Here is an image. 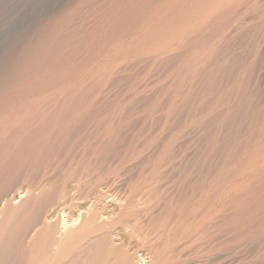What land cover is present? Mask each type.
<instances>
[{
    "label": "rangeland",
    "instance_id": "rangeland-1",
    "mask_svg": "<svg viewBox=\"0 0 264 264\" xmlns=\"http://www.w3.org/2000/svg\"><path fill=\"white\" fill-rule=\"evenodd\" d=\"M117 1L115 6L112 0H0V189L8 187V209L1 207L8 225L26 211L20 201L28 198L20 199L15 184L31 179L32 171L57 168V152L88 151L86 145L95 148L88 165L93 177L102 174L98 190L108 204L124 202L130 190L151 184L156 172L162 185L170 186L163 195L173 201L170 211L157 215L159 209L151 206L146 217L156 215L153 224L142 217L144 235H152L147 242L157 240L152 249L146 243L140 250L154 254L144 256L146 264L154 259L158 264H264V0L175 5L154 0L137 6L129 1L127 22L120 21L125 9ZM28 128L41 130L35 143L25 139ZM45 139L46 153L40 147ZM148 196L145 204L163 202V196Z\"/></svg>",
    "mask_w": 264,
    "mask_h": 264
},
{
    "label": "bare ground",
    "instance_id": "bare-ground-1",
    "mask_svg": "<svg viewBox=\"0 0 264 264\" xmlns=\"http://www.w3.org/2000/svg\"><path fill=\"white\" fill-rule=\"evenodd\" d=\"M111 1V0H110ZM117 0H112V2H115ZM128 1V2H127ZM132 1L135 6L140 5V4H146V2L151 3L154 0H119L120 4L124 5L123 6V13L121 15L120 21L125 20L127 22V17H125V14L130 17V2ZM186 0H170V3L172 5H175L174 3H183ZM191 3L195 2V4H200V2L206 1V0H190ZM213 1V0H212ZM219 1V0H217ZM216 1V2H217ZM226 2H229V0H225ZM94 2V1H93ZM106 2V1H105ZM118 2V1H117ZM115 2V6L116 3ZM233 2V1H232ZM107 3V2H106ZM160 3V2H159ZM169 3V2H168ZM167 3V4H168ZM190 3V2H189ZM206 3V2H205ZM215 3V2H214ZM112 4V3H111ZM110 4V5H111ZM118 8L119 9V6ZM162 4V3H161ZM194 4V5H195ZM212 4V3H210ZM97 5V4H96ZM218 5V4H217ZM129 6V8H128ZM164 6V5H163ZM214 6V5H212ZM190 7V6H189ZM200 7V5H199ZM217 7V6H216ZM142 8V7H139ZM163 8V7H162ZM173 8V7H172ZM176 8V7H175ZM202 8V7H201ZM78 9V8H77ZM76 9V11H77ZM81 9V8H80ZM79 9V10H80ZM88 9V8H87ZM90 9V8H89ZM110 9V8H109ZM115 9V8H111ZM111 9L108 11L110 12ZM115 9V10H117ZM143 9V8H142ZM153 9V8H152ZM161 9V8H160ZM212 9V8H211ZM92 10V9H91ZM90 10V11H91ZM194 10V9H193ZM205 10V9H204ZM74 11V10H73ZM86 11V10H85ZM106 11V10H105ZM114 11V10H113ZM159 11V10H158ZM210 11V10H209ZM220 11V10H219ZM118 12L115 11L114 14ZM187 12V10H186ZM204 12V11H202ZM201 12V13H202ZM74 13V12H73ZM93 13V12H92ZM112 13V12H111ZM154 13V12H153ZM181 13V12H180ZM188 13V12H187ZM198 13V12H197ZM227 13V12H226ZM88 14V13H87ZM113 14V13H112ZM113 14V15H114ZM119 14V13H117ZM218 14V13H217ZM111 15V14H110ZM132 15V14H131ZM155 15V14H154ZM170 15V14H169ZM168 15V16H169ZM203 15V14H202ZM112 16V15H111ZM153 16V15H152ZM167 16V17H168ZM176 16V15H175ZM179 16V15H178ZM200 16V15H199ZM77 17V16H76ZM106 17V16H105ZM115 17V16H113ZM112 17V18H113ZM120 17V15H119ZM118 17V18H119ZM151 17V16H150ZM156 17V16H155ZM177 17V16H176ZM202 17V16H200ZM171 18V17H170ZM174 18V17H172ZM197 18V17H196ZM219 18V17H218ZM105 19V18H104ZM110 19V18H109ZM158 19V17H157ZM169 19V17H168ZM214 19V18H213ZM83 20V19H82ZM111 20V19H110ZM117 20V19H116ZM195 20V19H194ZM197 20V19H196ZM225 20V19H224ZM87 21V20H86ZM106 21V20H105ZM113 21V19H112ZM170 21V20H169ZM98 22V21H97ZM108 22V21H107ZM114 22V21H113ZM116 22V21H115ZM165 22V21H164ZM200 22V21H199ZM95 23V22H94ZM118 23V22H117ZM163 23V21H162ZM219 23V22H218ZM78 24V23H77ZM97 24V23H96ZM119 24H121L119 22ZM117 24V25H119ZM211 24V23H210ZM214 24V23H213ZM106 25V24H105ZM114 25V24H113ZM70 26V25H69ZM95 26V25H94ZM98 27V26H97ZM118 28L121 26H117ZM128 27V26H127ZM205 27V26H204ZM211 27V26H210ZM94 28V27H93ZM197 28V27H196ZM214 28V27H213ZM216 28V27H215ZM109 29V28H108ZM127 29V28H126ZM206 29V28H205ZM85 30V29H84ZM83 30V31H84ZM115 30V29H113ZM120 30V29H118ZM123 30V29H122ZM160 31V30H159ZM115 32V31H114ZM86 33V32H85ZM91 33V31L89 32ZM102 33V32H101ZM105 33V32H104ZM111 33V32H110ZM131 33V32H130ZM164 33V31H163ZM210 33V32H209ZM213 33V32H212ZM84 34V33H83ZM82 34V35H83ZM119 34V33H118ZM154 34V32H153ZM160 34V33H159ZM162 34V33H161ZM199 34V33H198ZM208 34V32H207ZM81 35V36H82ZM98 35V34H97ZM158 35V34H157ZM203 35V34H202ZM210 35V34H209ZM103 36V35H102ZM75 37V36H74ZM96 37V36H95ZM145 37V36H143ZM142 37V38H143ZM195 37V36H194ZM194 37L192 39H194ZM209 37V36H208ZM79 38V37H78ZM89 37L88 39H90ZM101 38V36H100ZM141 38V37H140ZM214 38V37H213ZM239 38V37H238ZM138 39V38H137ZM153 39V38H152ZM196 39V37H195ZM203 39V38H202ZM217 39V38H216ZM246 39V38H245ZM133 40V39H132ZM141 40V39H140ZM54 41V40H53ZM79 41V40H77ZM90 41V40H89ZM88 41V43H89ZM100 41V40H99ZM134 41V40H133ZM49 42V41H48ZM83 42V41H81ZM86 42V41H85ZM194 42V40H193ZM192 42V43H193ZM244 42V41H243ZM74 43V42H73ZM92 43V42H91ZM145 43V41H144ZM151 43V41H150ZM196 43V42H195ZM222 43V42H221ZM225 43V42H224ZM71 44V43H70ZM82 44V43H81ZM210 44V43H209ZM208 44V45H209ZM229 44V43H228ZM83 45V44H82ZM97 45V44H96ZM136 45V44H135ZM134 45V46H135ZM192 45V44H191ZM55 46V45H54ZM86 46V45H85ZM198 46V45H197ZM80 47V46H79ZM45 48V47H44ZM135 48V47H133ZM70 49V48H69ZM68 49V50H69ZM77 49V48H76ZM87 49V48H86ZM146 49V48H145ZM144 49V50H145ZM59 50V49H58ZM82 50V49H81ZM104 50V49H103ZM60 51H62L60 49ZM131 51V50H130ZM223 51V50H222ZM225 51V50H224ZM54 52V51H53ZM75 52V51H74ZM228 52V51H227ZM50 53V52H49ZM56 53V52H55ZM166 53V52H165ZM53 55V54H52ZM86 55H88L86 53ZM102 55V54H101ZM180 55V54H179ZM246 55V54H245ZM36 56V55H35ZM225 56V53H224ZM37 57V56H36ZM39 57V56H38ZM54 57V56H53ZM91 57V56H89ZM88 57V58H89ZM35 58V57H34ZM105 58V57H104ZM173 58V57H172ZM176 58V57H175ZM216 58V56L214 57ZM242 58V57H241ZM60 59V58H59ZM66 59V58H65ZM38 60V58L36 59ZM58 60V59H57ZM97 60V59H96ZM165 60V59H164ZM219 60V59H218ZM239 60V59H238ZM38 62V61H37ZM164 62V61H163ZM168 62V61H167ZM212 62V61H211ZM218 62V61H217ZM223 62V61H222ZM28 63V61H27ZM31 63V62H30ZM28 63V67H31L32 63ZM40 63V62H39ZM50 63V62H49ZM69 63V62H68ZM165 63V62H164ZM214 63V62H213ZM221 63V60H220ZM54 64V63H53ZM63 64V63H62ZM174 64V63H173ZM23 65V64H22ZM38 64L35 65L36 66ZM45 65V64H44ZM55 65V64H54ZM53 65V66H54ZM68 65V64H66ZM96 65V64H95ZM231 66V65H230ZM24 67V66H23ZM27 67V64L25 65L24 68ZM33 67V65H32ZM31 67V68H32ZM239 67V66H238ZM45 68V67H44ZM50 68V66H49ZM70 68V67H69ZM214 68V67H213ZM28 69V68H27ZM30 69V68H29ZM60 69V68H59ZM80 70V69H79ZM97 70V69H96ZM217 70V69H216ZM223 70V69H222ZM222 70H220L222 72ZM31 71V69H30ZM36 71V70H35ZM41 71V70H40ZM45 71V70H44ZM81 71V70H80ZM104 71V70H103ZM219 71V72H220ZM229 71V70H227ZM13 72V70H12ZM28 72V71H27ZM33 72V71H32ZM66 72V71H65ZM79 72V71H78ZM87 72V71H86ZM36 73V72H34ZM31 73V74H34ZM205 73V72H204ZM224 73V72H223ZM41 74V73H40ZM211 74V73H210ZM227 74V73H226ZM9 75V74H8ZM11 75V74H10ZM14 75V74H12ZM30 75V73H29ZM75 75V74H74ZM207 75V74H206ZM56 76V75H55ZM86 76V75H85ZM24 77V76H23ZM26 77V76H25ZM63 77V76H61ZM71 77V76H70ZM69 77V78H70ZM103 77V76H102ZM205 77V76H204ZM203 77V78H204ZM215 77V76H214ZM222 77V76H221ZM228 77V76H227ZM40 78V77H39ZM83 78V77H82ZM199 78V77H198ZM201 78V79H203ZM211 78V77H210ZM27 79V77H26ZM50 79V78H49ZM48 79V80H49ZM66 79V78H65ZM64 79V80H65ZM101 79V78H100ZM216 79V78H215ZM52 80V79H51ZM67 80V79H66ZM204 80H207L204 78ZM44 81V80H43ZM54 82V81H53ZM100 82V80H99ZM207 82V81H206ZM213 83V81H211ZM50 83V82H49ZM102 83V82H100ZM243 83V82H242ZM42 84V83H41ZM53 84V83H52ZM58 84V83H57ZM79 84V83H78ZM47 85V84H46ZM55 85V83H54ZM60 85V84H58ZM81 85V84H80ZM209 86V85H208ZM214 86V85H213ZM44 87V86H43ZM51 87V86H50ZM55 87V86H54ZM88 87V86H87ZM100 87V86H99ZM27 89V88H26ZM50 89V88H49ZM78 89V88H77ZM244 89V88H243ZM43 90V89H42ZM72 90V89H71ZM87 90V89H86ZM246 90V89H244ZM32 91V90H31ZM83 91V90H82ZM14 92V91H13ZM33 92V91H32ZM78 92V91H77ZM76 92V93H77ZM95 92V91H94ZM243 92V91H241ZM10 93V92H9ZM81 93V92H79ZM85 94V93H84ZM83 94V95H84ZM8 95V94H7ZM28 95V94H27ZM69 95V94H68ZM75 95V94H74ZM82 95V94H81ZM244 95V94H243ZM67 96V95H66ZM78 96V95H77ZM6 97V96H5ZM67 98V97H66ZM78 98H80L78 96ZM81 98H83L81 96ZM80 98V99H81ZM89 98V97H88ZM93 98V97H92ZM185 98V97H184ZM14 99V98H13ZM251 99V98H250ZM76 100V99H75ZM70 102V101H69ZM82 102V101H81ZM21 104V103H20ZM60 104V102H59ZM18 105V104H17ZM23 105V104H22ZM63 105V104H62ZM8 106V105H7ZM60 106V105H59ZM68 106V104H67ZM79 106V105H78ZM6 107V106H5ZM20 107V106H19ZM76 107V106H75ZM72 108V107H71ZM82 108V107H81ZM248 108V107H246ZM14 109V107H13ZM17 110V109H16ZM34 110V109H33ZM64 110V109H63ZM76 110V109H75ZM44 111V110H43ZM62 111V110H61ZM97 111V110H96ZM68 113V111H66ZM70 112V111H69ZM58 113V112H57ZM56 113V114H57ZM60 113V111H59ZM66 113V114H67ZM14 114V113H13ZM55 114V115H56ZM86 114V113H85ZM29 115V113H28ZM59 115V114H57ZM61 115V114H60ZM69 115V113H68ZM73 115V114H72ZM250 115V114H249ZM8 116V115H7ZM64 116V115H63ZM70 116V115H69ZM75 116V115H74ZM219 116V115H218ZM9 117V116H8ZM32 117V116H31ZM52 117V116H51ZM58 117V116H57ZM62 117V115L60 116ZM230 117V116H229ZM258 117V116H257ZM89 118V117H88ZM228 118V117H227ZM239 118V117H238ZM256 118V117H255ZM27 119V118H26ZM51 120V118H49ZM61 119V118H60ZM66 121L67 118H65ZM77 119V118H76ZM79 119V118H78ZM40 120V119H39ZM48 120V118H47ZM54 120V119H52ZM57 120V119H56ZM64 119L62 118L61 121ZM70 120V119H69ZM81 120V119H80ZM102 120V119H101ZM107 120V119H106ZM233 120V119H232ZM2 121V120H1ZM4 121V120H3ZM55 121V120H54ZM59 121V120H58ZM71 121V120H70ZM69 121V124H70ZM75 121V119H74ZM79 121V120H77ZM96 121V120H95ZM105 121V120H103ZM111 121V120H110ZM21 122V121H20ZM29 122V121H28ZM32 122V121H31ZM45 122V121H44ZM52 122V121H50ZM49 122V123H50ZM60 122V121H59ZM58 122V123H59ZM99 121H97L98 123ZM102 122V121H101ZM119 122V121H118ZM47 123V122H46ZM55 123V122H54ZM53 123V124H54ZM83 123V121H82ZM82 123H77V124H82ZM96 123V122H95ZM96 123V124H97ZM105 123V122H104ZM103 123V124H104ZM107 123V122H106ZM113 123V122H112ZM8 124V123H7ZM29 124V123H28ZM63 124V123H62ZM65 124V123H64ZM68 124V123H67ZM68 124V125H69ZM84 124V123H83ZM263 124V123H261ZM57 125V124H56ZM76 125V123L74 124ZM87 125V124H86ZM100 125V124H99ZM250 125V124H249ZM64 126V125H62ZM102 126V125H101ZM105 126V125H104ZM6 127V126H4ZM54 127V126H53ZM57 127V126H56ZM65 127V126H64ZM63 127V128H64ZM67 127V126H66ZM79 127V126H78ZM83 127V126H82ZM172 127V126H171ZM50 128V127H49ZM62 128V127H61ZM74 128V126L72 127ZM71 128V129H72ZM80 128V127H79ZM104 128V127H103ZM112 128V127H111ZM175 128V127H174ZM24 129V128H22ZM55 129V127H54ZM76 129V128H75ZM74 129V130H75ZM263 129V128H262ZM11 130V129H10ZM27 130V129H26ZM30 131V129L28 128ZM32 130V129H31ZM90 130V129H88ZM254 130V129H253ZM15 131V130H14ZM21 131V130H19ZM40 129H33V131H30L31 133H27L26 138H32L34 139H40L38 133H40ZM44 131V130H43ZM52 131V130H51ZM57 131V129H56ZM72 131V130H71ZM78 131V129H77ZM77 131L75 133H77ZM79 131H82V129ZM85 131V130H84ZM130 131V130H129ZM251 131V130H250ZM45 132V131H44ZM54 132V131H53ZM86 132V131H85ZM84 132V133H85ZM164 132V131H163ZM15 133V132H14ZM26 133V131H25ZM35 133V134H33ZM49 133V132H48ZM58 133V132H57ZM73 133V132H72ZM75 133H73L75 135ZM88 133V132H87ZM125 133V132H124ZM5 134V133H4ZM8 134V133H7ZM13 134V133H12ZM42 134V133H41ZM40 134V135H41ZM47 134V133H46ZM72 134V135H73ZM20 135V134H19ZM52 135V134H51ZM55 135V133H54ZM71 135V132H70ZM89 135V134H88ZM121 135V134H120ZM127 135V134H126ZM17 136V135H16ZM23 136V135H22ZM43 136V135H42ZM47 136V135H46ZM81 136V135H80ZM45 137V136H44ZM82 137V136H81ZM101 137V136H100ZM112 137V136H111ZM1 138V137H0ZM12 138V137H11ZM23 138V137H22ZM29 138V139H30ZM106 138V137H105ZM58 139V138H57ZM80 139V138H79ZM126 139V138H125ZM211 139V138H209ZM21 140V139H20ZM42 140V139H41ZM39 140V141H41ZM94 140V139H93ZM96 140V139H95ZM7 141V140H6ZM13 141V140H12ZM31 141V140H29ZM78 141V140H77ZM85 140H83V143ZM92 140H90L91 142ZM164 141V140H161ZM166 141V140H165ZM42 142V141H41ZM44 143L41 144L40 147H43L46 144V139L43 141ZM72 142V141H71ZM89 142V143H90ZM93 142V141H92ZM96 142V141H95ZM108 142V141H107ZM18 143V141H17ZM29 144L32 143L28 142ZM73 143V142H72ZM87 143V140H86ZM115 143V142H114ZM257 143V142H256ZM12 144V143H11ZM16 144V143H15ZM19 144H23V141ZM27 144V143H26ZM51 144V143H50ZM70 144V143H69ZM142 144V141H141ZM18 145V144H17ZM43 145V146H42ZM64 145V144H63ZM67 145V144H66ZM65 145V146H66ZM85 145V144H84ZM152 145V144H151ZM22 146V145H21ZM28 146V145H27ZM35 146V145H34ZM62 146V145H61ZM91 146V143H90ZM95 146V145H94ZM138 147V145H136ZM141 146V145H139ZM153 146V145H152ZM244 146V145H243ZM15 147V146H13ZM19 147V146H18ZM25 145L23 146V148ZM45 147V146H44ZM42 148L41 151L43 150L44 153H46V147ZM87 147L89 150H81L78 152V150H75L74 152H67L63 153V155H59V152H57L59 158L57 160L55 159L57 164L56 165H50L46 166L44 170L41 172H35L30 175L32 176L31 179L25 181V183H22L20 181L19 183L15 184V188L17 192H19L20 199H26V201H20L21 206H24L26 209L25 212L22 214L18 215L16 220H12V222L6 221L4 213V208L8 205L7 202L9 203L10 198H8V192L7 188L8 187H3L4 192L2 188L0 189V216H2L1 222H0V264H146V259L144 258L145 255H148L150 251H144L143 253L140 252V250L143 248V246L149 242L147 240L149 237L144 235V229L142 230L141 222H146L142 220V217L145 216V218H148V223L147 224H153L154 221H156V215H150L146 217V215L149 213V210L151 206H153L155 209H159L158 214H162L165 212V210L171 209L173 205V201L170 200V202L167 200L165 195L166 191V186L162 185L163 181L160 175V172H156V177L153 178L151 184H146L145 188L138 190L137 187L139 186L138 183L136 186V189H130L127 190L126 192L130 190L129 195L125 198L124 202L120 204L119 201L116 203L108 204L110 200L107 201V199L103 198V194L100 195L99 193V186L101 185V182H98L97 179H102V174L99 177L94 175V178L91 173V169L89 168L88 161L90 160L91 157H94V150L91 151L89 146H84ZM102 147V146H101ZM165 147V146H164ZM6 148V147H5ZM22 148V147H21ZM53 148V147H52ZM51 148V149H52ZM162 148V146H161ZM15 149V148H14ZM18 149V148H17ZM20 149V148H19ZM25 149V148H24ZM32 149V148H31ZM50 149V148H49ZM99 149V148H98ZM104 149V148H103ZM12 150V149H11ZM21 150V149H20ZM23 150V149H22ZM21 150V151H22ZM40 150V148H39ZM119 150V149H118ZM117 150V151H118ZM145 150V149H144ZM151 150V149H150ZM165 150V149H164ZM15 151V150H14ZM18 151V150H17ZM66 151V150H65ZM90 151V152H89ZM97 151V150H96ZM109 151V150H108ZM260 151V150H259ZM2 152V151H1ZM27 152V151H26ZM34 152V151H33ZM50 152V150H49ZM47 152V158L49 157V161H52V157H50V153ZM63 151H60L62 154ZM242 152V151H241ZM9 153V152H7ZM16 154V152H14ZM13 153V154H14ZM36 153V152H35ZM43 153V154H44ZM49 153V154H48ZM53 153V152H52ZM102 153V152H101ZM165 153V152H164ZM113 154V153H112ZM125 154V153H124ZM253 154V153H252ZM262 154V153H261ZM24 155V154H23ZM94 155V156H93ZM97 155V154H96ZM101 155V154H100ZM133 155V154H131ZM146 155V154H144ZM142 155V156H144ZM8 156V155H7ZM13 156V155H12ZM18 155H16L17 157ZM21 156V155H20ZM57 156V155H55ZM114 156V155H113ZM175 156V155H174ZM253 156V155H252ZM4 157V156H3ZM10 157V156H9ZM15 157V155H14ZM110 157V156H109ZM1 158V157H0ZM20 158V157H19ZM33 158V157H32ZM102 158V157H101ZM145 158V157H144ZM14 159V158H13ZM100 159V158H99ZM114 159V158H113ZM139 159V157H138ZM146 159V158H145ZM16 160V159H15ZM20 160V159H19ZM107 160V158H106ZM124 160V159H123ZM127 160V159H126ZM18 161V160H17ZM28 161V160H27ZM92 161V159L90 160ZM116 161H120V158L116 159ZM138 161V160H137ZM151 164H152V160ZM164 161V160H163ZM14 162V161H13ZM20 162V161H19ZM105 162V161H104ZM159 162V161H158ZM162 162V161H161ZM5 163V162H4ZM3 163V165H4ZM11 163V162H10ZM100 163V162H99ZM103 163V162H102ZM111 162H109L110 164ZM127 163V162H126ZM138 163V162H137ZM154 163V161H153ZM160 163V162H159ZM168 163V162H167ZM51 164V163H50ZM90 164V163H89ZM135 164V163H134ZM131 164V165H134ZM149 163H147L148 166ZM161 164V163H160ZM101 165V164H100ZM130 165V166H131ZM154 165V164H153ZM158 165V164H157ZM21 166V165H20ZM55 166V167H54ZM116 166V165H115ZM146 166V165H145ZM91 167V166H90ZM97 167V166H96ZM109 168V166H107ZM144 167V166H143ZM151 167V166H150ZM166 167V166H165ZM28 168V167H27ZM117 168V167H116ZM42 169V168H41ZM98 169V168H96ZM129 169V168H128ZM152 169V168H151ZM40 170V169H39ZM108 170V169H107ZM110 170V169H109ZM143 170V169H142ZM146 170V169H145ZM149 170V169H147ZM156 170V169H155ZM1 171V168H0ZM9 171V170H8ZM31 171V170H30ZM130 171V170H129ZM162 171V170H161ZM6 172V171H5ZM102 172V171H101ZM107 172V171H106ZM132 172V171H131ZM134 172V171H133ZM145 172V171H144ZM163 172V171H162ZM103 173V172H102ZM123 173V172H122ZM94 174V173H93ZM129 174V173H128ZM142 174V173H140ZM150 173H147V175ZM25 175V174H24ZM123 175V174H122ZM111 176V175H110ZM129 176V175H128ZM140 175H138L139 177ZM222 176V175H221ZM20 177V176H19ZM27 177V176H26ZM90 177V178H89ZM117 177V176H115ZM119 178L121 176H118ZM137 177V178H138ZM17 178V176H16ZM30 178V177H29ZM148 178V177H147ZM188 178V177H187ZM186 178V179H187ZM151 179V178H150ZM16 180V179H15ZM24 180V179H23ZM97 180V181H96ZM105 180V179H103ZM111 180V179H110ZM112 180H115L113 177ZM108 181V180H107ZM105 181V182H107ZM142 181L143 177H142ZM151 181V180H149ZM185 181V179H184ZM189 181V180H188ZM98 182V183H95ZM114 182V181H113ZM165 182V181H164ZM142 183V182H141ZM147 183V182H146ZM191 183V182H190ZM25 185L24 187H19V185ZM109 184V183H106ZM122 184V183H121ZM120 184V185H121ZM177 184V183H176ZM255 184V183H254ZM6 185V184H4ZM8 185V184H7ZM103 185V184H102ZM136 185V184H135ZM198 185V184H197ZM9 186V185H8ZM143 186V185H142ZM10 187V186H9ZM117 187V186H116ZM128 187V186H127ZM167 187H170L169 185ZM12 188V187H11ZM121 188V187H120ZM130 188V187H128ZM193 188V187H192ZM259 188V187H258ZM179 189V188H178ZM183 189V187H182ZM191 189V188H190ZM10 190V189H9ZM187 190V189H185ZM251 190H253L251 188ZM121 191V190H120ZM190 192L192 190H189ZM188 191V192H189ZM264 191V190H263ZM7 192V193H6ZM123 192V191H122ZM176 192V191H175ZM184 192V191H183ZM186 192V191H185ZM187 192V193H188ZM10 194V192H9ZM155 194L157 197L159 196L158 199H161L162 196L164 197L161 201V203L157 201H150L145 204L144 201L148 200V195ZM184 194V193H183ZM263 194V193H262ZM125 195V194H124ZM168 195V194H167ZM186 195V194H185ZM191 196V194H189ZM210 195V194H209ZM171 196V195H170ZM116 197V196H115ZM156 197V198H157ZM202 197V196H201ZM257 197V196H256ZM122 198V197H121ZM155 198V199H156ZM166 198V199H165ZM178 198V197H177ZM207 198V197H206ZM117 199V200H118ZM235 199V198H234ZM181 200V199H180ZM183 200V199H182ZM216 200V199H215ZM168 203H167V202ZM208 201V200H207ZM255 201V200H254ZM14 202V201H13ZM114 202V201H113ZM143 204H141V203ZM176 201H174L175 203ZM262 202V201H261ZM187 203V202H186ZM193 203V202H192ZM207 203V202H206ZM7 204V205H6ZM135 204H141L143 207L141 209L138 206L136 209H131L133 208V205ZM191 204V203H189ZM212 204V203H211ZM115 205H118L116 207ZM188 205V203H187ZM202 205V204H201ZM208 205V204H206ZM213 205V204H212ZM5 206V207H4ZM209 206V205H208ZM207 206V207H208ZM3 207V209L1 208ZM178 207V206H177ZM204 207V206H203ZM206 207V208H207ZM152 208V207H151ZM174 208V207H173ZM181 208V207H180ZM3 210V212L1 211ZM8 209V206H7ZM188 209V208H187ZM192 209V208H191ZM6 210V209H5ZM22 210V209H21ZM179 210V209H178ZM183 212H187L190 215L189 210L183 209ZM204 210V209H203ZM10 211V210H9ZM14 211V210H13ZM12 211V212H13ZM74 211L73 214L75 216H71L72 212ZM164 211V212H163ZM170 211V210H169ZM189 211V212H188ZM258 211V210H257ZM15 212V211H14ZM153 212V211H152ZM167 213L171 212L166 211ZM181 212V211H180ZM205 212V211H204ZM4 213V214H3ZM186 213V214H187ZM9 214V212H8ZM156 214V212H155ZM173 214V213H172ZM192 214V213H191ZM4 215V216H3ZM11 215H13L11 213ZM174 215V214H173ZM204 215V214H203ZM160 216V215H159ZM158 216V217H159ZM164 216V215H163ZM171 219L173 218L172 215ZM177 217V216H174ZM236 217V216H235ZM239 217V216H238ZM14 218V216H13ZM144 218V217H143ZM161 219V218H160ZM188 219V218H187ZM8 220V219H7ZM24 220V221H23ZM142 220V221H141ZM168 220V219H167ZM170 220V219H169ZM174 220V219H173ZM10 221V220H9ZM166 222V221H165ZM170 226L171 224H174L170 220ZM10 223H13V225H10ZM156 223V222H155ZM192 223V222H191ZM146 224V225H147ZM190 224V223H189ZM163 225V224H162ZM178 225V224H177ZM188 225V224H187ZM192 225V224H191ZM240 225V224H239ZM151 226V225H150ZM168 226V223H167ZM190 226V225H189ZM145 227V226H144ZM143 227V228H144ZM149 227V225H147ZM152 227V226H151ZM148 229V228H145ZM154 229H157L154 227ZM190 229V228H189ZM149 230V229H148ZM147 230V231H148ZM158 230V229H157ZM171 228H167L166 231L164 232L167 236L169 235V231ZM179 230V229H178ZM152 231V228H151ZM154 231V230H153ZM177 232V227L176 230L172 229L171 232ZM150 232V231H149ZM156 232V230H155ZM161 232V231H159ZM189 232V231H188ZM191 232V231H190ZM205 232V231H204ZM7 233L9 236H6L7 239L11 242L12 246H8V241L5 238L3 239V235ZM154 233V232H151ZM150 233V235H151ZM158 233V232H157ZM156 233V234H157ZM162 234V232H161ZM173 234V235H172ZM171 236L172 238H176L178 234L172 233ZM158 235V234H157ZM164 235V234H163ZM159 236V235H158ZM162 236V235H161ZM181 236V235H180ZM202 236V235H201ZM152 237V235H151ZM150 237V238H151ZM155 237V236H154ZM186 237V236H185ZM190 237V236H189ZM196 237V236H194ZM156 238V237H155ZM159 238V237H158ZM191 238V237H190ZM163 239V238H161ZM188 239V238H187ZM171 241V238H169ZM169 240H166V243H168ZM178 240V239H177ZM186 240V239H185ZM206 240V238H205ZM150 241V240H149ZM153 241V240H152ZM151 241L149 249H152L153 246L152 244H155L156 241L154 240L155 243ZM192 241V240H191ZM195 240H193L194 242ZM163 242V241H162ZM184 242V241H183ZM202 242V241H201ZM181 243V242H180ZM189 243V241H188ZM146 244V245H147ZM172 244V242H171ZM174 244V243H173ZM192 244V243H191ZM202 244V243H201ZM166 245V244H165ZM168 245H166L167 247ZM173 245H170V248ZM179 246V245H178ZM183 246V245H182ZM203 246V245H202ZM207 246V245H206ZM146 247V246H145ZM156 247V245H155ZM158 247V246H157ZM169 247V246H168ZM167 247V248H168ZM159 248V247H158ZM162 248V247H161ZM165 248V247H164ZM163 248V249H164ZM166 248V249H167ZM165 249V250H166ZM172 249V248H171ZM146 250V249H145ZM168 250V249H167ZM170 250V249H169ZM174 250V247H173ZM172 250V251H173ZM154 251V249H153ZM156 251V250H155ZM158 251V250H157ZM161 251H163L161 249ZM171 251V250H170ZM171 251V252H172ZM166 252V251H165ZM170 252V254H171ZM181 252V251H180ZM157 253V252H156ZM176 253V252H175ZM175 253L173 256H175ZM219 253V252H218ZM153 254V253H152ZM162 256V253H160ZM159 255V254H157ZM181 255V254H180ZM196 255V254H195ZM172 256V255H171ZM170 256V257H171ZM154 257V254H153ZM157 258V256L155 255ZM163 258V257H162ZM167 258H169L167 256ZM166 261L168 262L169 259ZM172 261H174L173 257ZM147 259L148 256H147ZM153 259V258H152ZM160 259V258H159ZM171 260V259H170ZM165 261V260H164ZM154 261H149L147 264H155L157 262ZM165 262V263H167ZM159 263V262H158ZM157 263V264H158ZM164 263V262H163ZM173 263V262H171ZM179 264V263H178Z\"/></svg>",
    "mask_w": 264,
    "mask_h": 264
}]
</instances>
